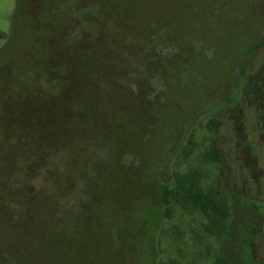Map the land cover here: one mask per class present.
I'll return each instance as SVG.
<instances>
[{
	"label": "trees",
	"instance_id": "1",
	"mask_svg": "<svg viewBox=\"0 0 264 264\" xmlns=\"http://www.w3.org/2000/svg\"><path fill=\"white\" fill-rule=\"evenodd\" d=\"M55 1L45 0L44 18L34 17L39 30L29 42L34 51L29 50L27 53V72L33 80L25 89H21L22 92H15L13 88L10 90L6 87V92L0 97V258L10 253L6 250L5 242L10 241L15 244L14 247H19L33 236L40 235L46 240L47 233L51 240L52 233L54 234L56 243L58 239L66 243H76L82 253L86 237L94 231L93 228L100 231L107 226H110L109 229L116 227V223L109 224L103 220L92 219L94 203L100 197L99 181L92 178L104 176L130 180L134 161L143 171L140 177L145 181L144 196L142 201H135L127 207L124 205L126 210L123 211L122 220L127 229L123 234L116 232L118 237L123 236L132 242L138 239L148 241L149 253L153 255L152 264H180L177 258L164 261L159 251L160 236L167 221L177 209H183L205 217L207 224L204 227L212 235L218 230L223 231V246L220 250L212 248L211 254L216 255L218 250L223 251L225 246L232 243L234 234L238 231L245 233L241 236L237 248L243 251L251 239L260 233V222L255 218L247 219L243 214L244 208L248 207L255 211L257 219L263 216L256 204L248 203L244 196L234 195L235 204L230 205L226 197L219 196L216 186L213 185L211 189L202 187V175L195 168L172 173V181L167 177L171 156L170 139L190 121L184 116L189 111L182 113L178 102L192 96V89L201 84L199 79L202 76L208 77L210 65L223 56H219L218 49L227 44L229 29L226 22L232 17L227 0H223L209 11L202 28L199 29L200 36H192L191 41L184 42L180 36L163 41L158 31L151 30L150 37L143 38V44H137L139 49H144L140 56L131 54L130 51L129 54H116L112 50L109 52L108 47L107 53L100 54L102 49L97 46L99 40L96 37L102 32V28L94 23L91 16L95 8H101V2L98 1L102 0H82L89 3V9L85 7L81 12L88 14L91 19L87 24V32L95 35L87 52L80 53L61 47L59 56H67L70 52L68 61L59 60V57L56 59L57 45L48 43L51 38H47V31L50 32L52 27L48 11H55V6H58ZM75 1L78 3L81 0ZM222 23L225 30H221L224 27ZM145 30L147 31V27ZM133 38L129 39L130 45L124 40L126 46L129 45V50L135 45L136 38ZM176 38L180 43L173 46L172 54L151 53L152 47L148 42L152 44V41H156L158 47L166 45L169 41L175 43L173 39ZM232 43L236 53L223 52L227 60L236 58L232 66L252 60L257 50L254 45L244 49L243 40L238 38ZM232 43L229 45L231 49ZM113 45L112 49H122L121 43L119 46L116 43ZM183 50H190V55L185 59ZM150 58L156 64L155 75L148 66ZM263 74L264 70H261L256 77L248 76L252 83L246 84L242 90V96L248 99L254 109L263 108L260 105L264 102V80L260 77ZM123 78L126 80L125 84ZM141 88L146 92L141 91ZM154 88L159 89L158 92L157 89L153 91ZM215 88L207 84V88L203 89L205 93L202 102L198 104H205L207 93ZM135 90L139 91V94L144 93L145 99L149 101H146L148 105L151 101H155L157 105L163 104L168 99L176 103L177 110L171 119V132L159 140V148L149 147L154 135L153 124L158 125L159 116L156 115L153 120L152 114L146 112L139 115L143 118L139 119L140 129L136 132L139 136L137 149L127 146V141L125 146H121L109 138L110 132L107 131L112 126L109 122L107 124V120H112L110 112L117 110L115 94L122 93L132 97ZM227 101L230 105L231 100ZM229 109H232V116L237 117L241 108L237 103L234 107L226 108ZM221 110L217 112V118L209 119L206 124V129L215 136L206 150V156L212 164L218 166L224 160L223 152L215 146L216 135L221 126ZM263 118L264 111H257V117L253 119L251 116L247 127L252 129L254 123H260ZM241 125L242 129L246 127L243 122ZM192 139L191 133L186 147L181 149L180 153L185 158L190 157ZM236 140V144L255 146L253 134L247 141L241 137ZM59 152H66L69 165L73 163L75 166L78 160H83L84 165L74 167V172L70 167L64 176H59L58 165L55 163ZM122 157L126 162H129V159L131 161V158L133 160L124 165L122 170H118L117 164ZM104 159H108L109 166L102 163ZM87 165L91 170H88ZM79 178L83 182L80 183ZM72 192L76 193V197L69 201L67 196ZM109 204L112 208L111 218L116 219L117 212H113L114 203ZM262 207L264 209V206ZM61 214L69 217L68 222L65 217L62 221L58 218ZM250 221L256 228L253 227L252 231L248 232L245 227H248ZM132 225H136V228L131 231L129 228ZM248 233L250 235H247ZM128 252L131 255L135 253L134 247L130 246ZM247 255L253 257L251 252L245 256ZM252 259L253 263L257 264L254 258ZM212 264L234 263L229 258L220 257L214 258Z\"/></svg>",
	"mask_w": 264,
	"mask_h": 264
},
{
	"label": "rangeland",
	"instance_id": "2",
	"mask_svg": "<svg viewBox=\"0 0 264 264\" xmlns=\"http://www.w3.org/2000/svg\"><path fill=\"white\" fill-rule=\"evenodd\" d=\"M19 1L22 2L23 0H0V97L6 92V87L10 90L13 88L15 92H22L21 89H25L33 80L27 72V53L29 50L34 51L32 45L29 44L33 34L39 30L37 25H35L34 17L38 16L37 12L41 11L45 0H24L22 6L25 9L20 8V12H18L17 3ZM70 1L73 0H56L55 2L58 6H55V11H58L59 14L62 13L63 11L60 9L65 10V8H68ZM222 1H98L101 2V8H95L91 17H93L94 23L98 24L99 28H102V32L96 37L99 40L97 46L102 49L100 54L107 53L106 50L109 49V52L112 50L116 54L118 52L129 54L130 51L131 54L140 56V53L142 54L141 51L144 49H139L137 44L140 45L143 42V38H149L151 30L152 32L158 31L163 41L173 36H180L184 39V42L191 41L192 36H200L199 29L202 28L203 21L206 19L209 11L222 3ZM241 1L229 0V3L238 5ZM31 2H33L34 7L32 9L35 12L34 14L27 8V6L31 8ZM88 6L89 3L87 1L81 0L77 3V19L75 21L51 27V35L47 38H51L48 40V43H51V45L56 43L57 45L56 59L59 57V60L65 59L68 61L67 58L70 52L67 56H59L61 47L66 48L65 50L73 49L75 52L84 53L85 51L87 52L88 46H92L91 39H93L95 34L92 35L90 32H87V24L91 19L88 14H81L82 9L85 7L89 9ZM237 11L236 15L239 16L240 11ZM245 18H248L249 22L243 20L240 23L234 24L233 32H230L232 34L228 35L227 44L219 47L218 54L219 56L221 54L223 56L210 65L209 71L211 74L209 73V76L206 78L202 76L199 79L201 84L192 89V96L188 99H180L178 102L183 110L182 113L189 111L184 116L188 117L189 120H194V125L190 126L187 131L186 129H180L170 139L171 156L167 167V177L168 180L172 181V173L176 171L186 172L191 168H195L202 175V187L211 189L213 185L216 186L219 196L226 197L230 205L235 204L234 195L246 197L244 199L248 203L253 202L260 208L259 211L263 213V216H259L257 219L255 211L246 206L243 210V214L246 215L247 219L253 220L255 218L260 222V233L253 237V239L250 238L249 245L241 251L240 248H237L241 241V236L245 235V233L241 231L235 232L232 243L230 242L225 246L223 251H219L223 246L221 241L223 231L218 230L212 235L204 227L207 224L205 217L183 209H177L171 215V219L167 221L165 229L160 236L159 253L162 255L161 258L164 261L169 258H177L180 264H212L214 258L223 257L229 258L234 264H254L252 258H254L257 264H264V209L262 207L264 206V118L260 121L258 120L260 123H254L252 129H249V126L247 127V122L251 116L254 119L257 117V111H264V102L263 104L260 103L263 110L258 107L254 109L253 107L251 108L248 99L242 96V90L246 84L250 85L252 83L250 80H246L245 76L249 74V77H252V75L256 77L258 71L264 70V66L262 65L264 63V47L253 59L251 71L246 70L244 67L239 68L237 66L233 68L232 64L236 58H228L227 60L224 58L223 53L231 51L233 54L236 53V49L234 50L233 48L234 43L232 42L237 38L243 40L244 49L257 44L261 40L257 38L261 23L253 22V24L252 17L245 16ZM146 27L147 31L145 30ZM136 32L137 34H135ZM64 35L67 38V43L63 41ZM133 37L136 38L135 45L131 46L129 50V45L131 44L129 39ZM124 40L129 45L126 46ZM173 42L175 43L169 41L166 45H159V53L162 55L172 54L174 52L173 46L180 43V40L176 38L173 39ZM113 43H116L117 46L121 43L122 49L117 47L112 49ZM230 43H232V49L229 47ZM149 44L152 47L153 41L152 44L148 42ZM183 52L184 59L190 55V50H183ZM150 60L148 66L155 75L156 69L154 67H156V64L151 58ZM260 77L264 80V74ZM124 78L122 80L125 84L126 80ZM145 82L147 83L148 81ZM207 84L212 88L216 87L218 89L215 88L207 93L205 108H202L195 114L196 104L202 102L205 93L203 89L207 88ZM156 89L154 88L153 91H156ZM142 90H144V93L146 92L144 88H141ZM144 93L139 94V91L136 92L135 90V94L132 97L122 93L115 94L117 95L115 98L117 110L110 112L112 120L109 118L107 120V124L109 122L112 128L109 131L105 129L107 132H110L109 138L112 142H118L119 145L125 146V142L127 141V146L137 149L139 136L136 135V132L140 129L138 122L141 120L139 119L143 118L139 116L142 115L141 112L152 114L153 120H155L156 115L159 116L157 117L158 125L157 123L153 124L154 135L150 136V148H159V140L171 132V119L177 110L175 107L176 103L168 99L163 104L157 105V103H154L155 101H151L150 105H148L146 101H149L147 98L145 99ZM228 99L231 100L230 105L233 106H230L228 102L226 103ZM237 103H239L241 109L237 117H233L230 112L232 109L226 110V108L234 107ZM220 109H222L223 113L219 117L221 126L216 135L215 146L223 152L224 160L218 166L212 164L206 156V150L212 144L214 136L206 129V124L209 119L217 118L216 115ZM160 120L163 121L161 122ZM242 122L246 125L243 129ZM191 133L193 135L191 141L192 150L190 157L185 158L180 152L181 149L186 147L185 145ZM252 134L255 140L254 147L252 145L244 146L243 143L236 144L238 137L247 141ZM68 158L66 152L58 153L55 163L58 165L59 171L57 172L59 176H64L70 167L72 172H74V167H82L84 165L83 160H78L75 166H73V163L69 165L70 161ZM132 160L131 158V161L129 159V162H126L122 157L119 164H117L118 170H122L124 165H128ZM102 163L109 166L110 162L108 159H104ZM86 167L88 170H91L89 165ZM142 172L134 161V165L131 167L132 177L130 180L119 177L107 178L104 176L92 178L94 181H99L100 191L99 202L95 201L93 206L94 214L92 219L94 221L97 219L99 221L103 220L109 224L116 223V227L109 229L110 226H107L103 228L104 230L100 229V231L93 228L94 231L90 232L86 237L85 248L82 253H80L76 243H66V241L60 239L56 243L54 242V234L52 233L51 240L49 239V233H47L45 234L46 240L40 235L33 236V238L27 239L29 241L26 244L19 247H14L15 244H12L10 241L5 242L6 250L8 249L7 251L10 253L5 255L4 258H0L3 261L0 264H152L153 255L149 253L150 246L148 241L138 239L132 242L131 239L123 238V236L122 238L118 237L116 233L120 231L123 234L127 229V226L124 225V220H122L123 211L127 205L143 200V190L145 188L143 182L145 181L140 177ZM86 178L88 179V177ZM79 182L81 183L83 180L79 178ZM75 197L76 193L72 192L67 196V200H73ZM109 203H114L113 212H117L116 219L111 218L112 208H110L111 205ZM124 205L126 206L125 208ZM64 217L65 221L69 218L64 214H61L58 218H61L62 221ZM105 222H103L104 225H106ZM235 225L236 223H234ZM253 227L256 228L253 222L250 221V224L245 229L250 232ZM135 228L136 225L135 227L132 225L129 229L132 231ZM257 229L259 230V227ZM247 235L250 234L248 233ZM130 246H133L135 249V253L132 255L128 252ZM214 247L219 249L217 254H214L215 256L213 253L211 254V249ZM249 252L252 253L253 257L245 256Z\"/></svg>",
	"mask_w": 264,
	"mask_h": 264
},
{
	"label": "flooded vegetation",
	"instance_id": "3",
	"mask_svg": "<svg viewBox=\"0 0 264 264\" xmlns=\"http://www.w3.org/2000/svg\"><path fill=\"white\" fill-rule=\"evenodd\" d=\"M23 1L22 2L19 1L17 3L18 12H20V8H24L22 6ZM227 2L229 3V0H227ZM230 3H229V5H230ZM42 5H43L42 6L43 8L41 9V11H39V13L37 12V15H38L37 17H39V16L42 17L43 16V18H44L45 13H46V10L44 9L45 8V6H44L45 4H42ZM30 7L31 8H29L27 6L28 10L29 11H32V13L34 14L35 12L32 9L34 7L33 6V2L30 3ZM76 7H77V3H76L75 0H73V1H70L69 5H68V8H65V10L59 8L61 11H63L62 12L63 14L62 13L59 14L58 11H53L52 13L50 11H48V13L51 15V17H49V20L52 23V27H57L58 25H63L64 23L65 24H69L72 21H75L77 19V17H76ZM230 9H231V16L232 17L229 20H227V22H226V27L229 29V32H228L229 33L228 34L229 36L232 34L230 32H233L232 29H233V25L234 24L240 23L243 20L248 21V18L246 19L245 16L246 17H252L251 18L253 20L252 23L253 22H260L261 23L260 31L257 34V36H258L257 38H260L261 40L258 41L257 44H254L255 48L257 49L256 52H255L254 57L252 58V60H250V61H248V62H246L244 64L234 65V67H233V68H235L237 66L239 68L240 67H244V68H246V70L251 71L252 70L253 59L259 53V51L264 47V0H245V1L242 0L240 3H238V5L237 4H234V3H231ZM237 10L240 11L239 12V16L236 15L237 12H238ZM222 25L224 26V23H222ZM44 30H45V28H44ZM221 30H225V26ZM47 34H49V36L51 35V33L48 32V31H47ZM168 39L171 40V37H169ZM66 40H67V38L64 35L63 41L65 43H67ZM151 50H152L151 53L153 55H156L157 53H159L156 41H155V43L153 42V46H152V49ZM262 65L264 66V63ZM154 68L156 69V67H154ZM232 73L234 74V72H232ZM248 76H250V75L247 74L245 76L246 77V80L248 79ZM234 77H235V75H234ZM206 103H207V99H206ZM206 103L205 104L202 103L201 105H196V108H195V112L194 113L196 114L202 108H205ZM193 117L195 118V116H193ZM193 125H194V120H190L186 124H184L181 129H186V131H187L189 129V127L190 126H193Z\"/></svg>",
	"mask_w": 264,
	"mask_h": 264
}]
</instances>
